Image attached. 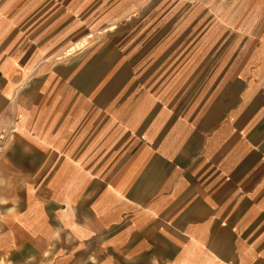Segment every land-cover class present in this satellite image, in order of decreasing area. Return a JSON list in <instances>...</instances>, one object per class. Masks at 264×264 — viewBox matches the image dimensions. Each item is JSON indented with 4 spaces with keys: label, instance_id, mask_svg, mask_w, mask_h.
I'll list each match as a JSON object with an SVG mask.
<instances>
[{
    "label": "crops",
    "instance_id": "obj_1",
    "mask_svg": "<svg viewBox=\"0 0 264 264\" xmlns=\"http://www.w3.org/2000/svg\"><path fill=\"white\" fill-rule=\"evenodd\" d=\"M193 1L114 59L0 21V264H264V0Z\"/></svg>",
    "mask_w": 264,
    "mask_h": 264
},
{
    "label": "rangeland",
    "instance_id": "obj_2",
    "mask_svg": "<svg viewBox=\"0 0 264 264\" xmlns=\"http://www.w3.org/2000/svg\"><path fill=\"white\" fill-rule=\"evenodd\" d=\"M194 5L193 0H0V21L17 32L32 27L37 36L50 27L59 34L55 42L67 45L79 37L92 42L93 50L107 54L110 48L114 59L121 50H138V42L155 26L163 27L154 29L153 39L166 40L169 27L195 24Z\"/></svg>",
    "mask_w": 264,
    "mask_h": 264
},
{
    "label": "built area",
    "instance_id": "obj_3",
    "mask_svg": "<svg viewBox=\"0 0 264 264\" xmlns=\"http://www.w3.org/2000/svg\"><path fill=\"white\" fill-rule=\"evenodd\" d=\"M18 120V119H17ZM13 128L0 124V163L2 161L5 144Z\"/></svg>",
    "mask_w": 264,
    "mask_h": 264
},
{
    "label": "snow or ice",
    "instance_id": "obj_4",
    "mask_svg": "<svg viewBox=\"0 0 264 264\" xmlns=\"http://www.w3.org/2000/svg\"><path fill=\"white\" fill-rule=\"evenodd\" d=\"M102 258V257H101Z\"/></svg>",
    "mask_w": 264,
    "mask_h": 264
}]
</instances>
